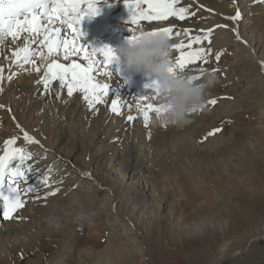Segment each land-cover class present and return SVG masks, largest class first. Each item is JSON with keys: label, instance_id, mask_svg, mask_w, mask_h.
<instances>
[{"label": "bare ground", "instance_id": "bare-ground-1", "mask_svg": "<svg viewBox=\"0 0 264 264\" xmlns=\"http://www.w3.org/2000/svg\"><path fill=\"white\" fill-rule=\"evenodd\" d=\"M63 3L72 16L76 14L71 11L73 7L83 15L88 6V0H63ZM95 4L96 13L82 16L80 24L75 26L83 36H78L67 24L59 21L48 25L47 19H42L41 23L52 29L59 28L57 35L61 41L69 42L70 49L75 42L77 48L80 45H108L115 50L128 41L129 28L150 31L172 26V43L183 41L185 45L190 38L200 36V42H193L192 48L205 49L208 65L217 62V66H222V62L216 59V53L230 52V58L222 66L226 76L221 84L232 87L234 92L219 102L211 118L223 120L232 115L238 124L250 129L264 125L263 121H241L234 116L243 109H264V35L261 33L264 30V0H177L174 7L188 9L185 19L169 17L166 21H140L139 25L129 21L130 13L124 0H95ZM141 6L147 7L146 4ZM237 12L238 19H227L236 16ZM184 29L190 30L187 35L183 33ZM209 29L212 30L210 43L203 38ZM177 31L181 33L178 37L175 36ZM23 35L17 44L10 38L5 44H0V88L3 89L0 91V155L5 149L4 141L16 137L11 147L24 148L32 154L25 161V166L31 165L32 171L27 174V184L22 181L20 188L31 184L38 192L22 195L24 206L11 213L9 218L4 216L3 200H0V264H14L22 256L36 254L33 249L38 252L34 264H157L163 257L153 253L156 249L170 248L181 255L186 254L188 249L183 243L188 238L183 233L191 232L190 226L194 221L197 224L202 222L206 210L217 206L215 196L220 194L217 189L213 195L204 189L200 195L189 196L190 204L198 202L192 209L199 216L195 220L187 218L174 189L176 187L185 194L180 181L186 183L189 179L195 183V179L185 172L180 174L178 169L189 172L190 154L202 155L196 153L200 150L198 140L210 142V137H214L222 146L229 141L235 142V139L224 136L223 132L214 134L219 126L208 118V108L192 113L182 126H156L152 123L155 113L150 112L145 125L136 104H159L157 99H151L153 93H146L149 89L145 85L151 78L143 74L130 76L120 64L118 72L111 78L102 71L92 73L96 82L111 86L109 94L103 98L104 102L94 103L92 107H89L81 90L75 89L70 96L67 83L62 86L59 79H50L46 90L39 81L48 64L56 61L66 66L76 63L87 67L90 60L85 59L83 50L69 51L65 57L61 48L58 54L48 56L44 62L39 55H34V64L21 67L23 61L14 63L16 57L13 52L23 46ZM42 39L43 33L39 37ZM33 48L47 55V49L42 48L38 41ZM188 50L187 47L181 49ZM88 51L90 53L91 49ZM172 52L174 61L179 51L173 49ZM94 59L102 60L103 57L97 54ZM197 68H200V60L186 65L185 74L199 76L197 80H200L202 75ZM143 94L150 99H134L135 95ZM113 99L118 101L119 113L111 110ZM129 115L135 119L129 120ZM25 131L38 143L26 142L23 137ZM236 158L240 161L238 156ZM121 159L127 164L118 171ZM168 160L170 164H166ZM258 165L255 175H245L253 187L264 181V165ZM160 169L176 183L175 187L161 193L155 188V183L161 179L157 176ZM45 173L47 184L42 185L40 179ZM101 176L105 181L99 183ZM6 186L7 180L5 191ZM49 192L54 194L45 195ZM237 194V203L226 199L232 206L223 215L229 218L232 228L239 231L238 239L227 238L217 251L211 252L204 264H219L228 259L235 243L245 240V223L254 219L264 224V195L247 196L240 188ZM36 195L40 198H34ZM124 201L136 202V207L130 205L131 211L119 213ZM211 201L214 204L207 207ZM145 202H150L151 207ZM146 208H150L153 215L146 213ZM100 222L105 224L102 232L95 229ZM62 223L69 234L67 244L53 251L52 257L47 259L44 236H51L50 233ZM12 232L19 235L17 241L23 249L19 252L20 258L19 255L14 257L12 249L7 251L10 254L5 252L6 239ZM37 234L40 235L39 244L31 245L32 237ZM251 236L260 237L256 239L263 241L264 226ZM214 237L204 240L203 245L207 246ZM176 244L177 249L174 248ZM201 247L196 248L195 255L204 256L205 251ZM259 247L262 250L252 257L251 264H264V244ZM235 260L243 261L242 258Z\"/></svg>", "mask_w": 264, "mask_h": 264}, {"label": "snow or ice", "instance_id": "snow-or-ice-1", "mask_svg": "<svg viewBox=\"0 0 264 264\" xmlns=\"http://www.w3.org/2000/svg\"><path fill=\"white\" fill-rule=\"evenodd\" d=\"M176 2L177 0H124V4L130 13L129 21L134 25H139L140 21H166L169 17H177L180 20L185 19V14L188 12V9L174 7ZM143 4H146L147 7H142L141 5ZM96 10L95 0H88V6L83 15L73 7L71 11L76 13L75 16L71 15L67 6L63 3V0H0V44H5L9 41V38L12 43H16L20 40L22 34H24L23 46L18 47L13 52V55L16 57L14 63L23 61V64L20 65L21 67H23L24 64H34L35 61L32 59L34 55H39L41 61L44 62L48 59V56L58 54L61 48H63L65 57H67L69 51H85V59L90 60L87 67H82L80 64L76 63L71 66H66L53 61L47 65L39 83H43L47 90L50 79H59L62 86L67 83V91L70 96L75 89H79L85 94L84 99L88 101L89 107H92L94 103H103L104 96H107L111 89V86L107 83L100 84L96 82L92 73L94 71H102L105 76L109 78L113 77L115 72H118L119 62L115 50L108 45L99 47L80 45L79 48H77L75 42H73L70 49L69 42L67 40L61 41L57 35L60 29H52L48 25L59 21L60 24H67L74 32L78 33V36H83L81 30L75 26L80 24L82 16L94 15ZM238 17L239 12H237L236 16L227 17V19L236 20ZM42 19H47L48 25L42 24ZM189 31V29H184L183 33L187 35ZM211 31L212 30L209 29L203 37L208 40L209 43L211 42ZM129 32L130 36L128 37V41L137 38L141 34L151 35L156 33L166 34L170 41L173 39L172 26L154 28L150 31L142 28H129ZM42 33L43 39L39 40ZM180 35L181 33L179 31L175 33L177 37ZM200 40L201 37L196 36L190 38L187 45H185L183 41L171 44V49L179 51V55L176 56L173 61L171 59L173 52L171 51L170 71L185 73L186 65L194 63L197 60H203L205 63L207 62L204 48H192L193 42L199 43ZM37 41L42 48L47 49V55L43 52L35 51L33 45L36 44ZM184 47H187L189 50L181 51ZM89 48L91 49L90 53L88 51ZM210 51L211 49H208V52ZM97 54L102 56L103 59H94V56ZM220 55V52L216 53L217 60L220 59ZM114 66H117L115 70ZM36 71L39 72V68H37ZM204 71L205 69L203 68L199 69L201 75ZM216 71H218V69H212L213 73ZM189 76L194 80L199 79V76ZM11 78L10 76L9 79ZM124 82H127L126 78ZM145 87L149 89L146 93H153L151 99H157L158 91L155 88V82L150 81ZM2 90L3 89L0 88V91ZM134 99L140 101L149 100L150 98L143 94L135 95ZM206 103L215 104L216 100L213 98ZM0 107H2V105H0ZM136 108L142 115L145 125H147L150 119V112L156 114L162 111L159 104H153L151 102L146 105L137 103ZM111 110L116 113L120 111L116 99H113L111 102ZM128 119L134 120L135 117L129 115ZM23 137L28 143H38V141H35L26 131L23 133ZM15 139L16 137H12L4 141L5 149L3 155H0V200H3V214L5 218H9L11 213L24 206V200L21 199L22 195L38 192V189L31 184L26 188H20V183L22 181L27 184V174L32 171L31 165L25 166V161L30 159L32 154L27 152L24 148L11 147ZM13 162H15V164H13ZM49 170H51V166H49ZM6 180L7 186L5 191ZM40 183L42 185L47 184V173L40 179ZM51 194L54 193H45V195ZM34 198L39 199L40 197L36 195Z\"/></svg>", "mask_w": 264, "mask_h": 264}, {"label": "rangeland", "instance_id": "rangeland-1", "mask_svg": "<svg viewBox=\"0 0 264 264\" xmlns=\"http://www.w3.org/2000/svg\"><path fill=\"white\" fill-rule=\"evenodd\" d=\"M261 33L264 35V30H262ZM20 40H18L16 44ZM229 58L230 52H223L221 53L220 59L218 61L222 62V66H225V63ZM222 66H217V62L208 65V60L206 63L203 60H200V68L205 69L203 74H206V71H208L207 73H213L212 69H218V71L213 73L216 77V83L207 90L205 103L203 107L199 108V110H204L206 108L210 109V112L207 113L210 115V117H208L209 119H212L211 117H213L214 108L217 107L219 102L226 99L228 95H231L234 92L232 87H229L226 84H221L225 81L226 76V71H223ZM200 68L197 69L199 70ZM203 74L200 79H202ZM243 86L244 81L241 83L240 87L242 88ZM209 98H214L216 103H206L207 101L211 100ZM234 116L241 121L244 120L260 123L261 121L264 122V109H243L240 112H236ZM212 120L218 123L219 126L218 129L214 131V134L223 132L224 136H227L228 138H230V136L233 137L235 142L229 141L225 143V145L220 146L214 137H210L212 138L210 142L198 140L197 143L199 144L198 147H200V150L196 153L202 155L196 156L194 154H190V161L187 165L190 169L189 172L186 170L182 172L181 169H178L181 172L180 174H184L185 172L191 175L195 179V183H192L189 179L186 180V183L180 181L186 190L185 194L183 192L180 193L175 187L176 183L174 179L170 178L166 172L163 174V171L160 169L157 176L159 175L161 179L155 183V188L159 193H161L163 190L174 186V194L179 197V203L182 206L187 218L189 219L195 220L199 215L195 213V210L192 209L193 206L197 205L198 202L192 205L189 203L188 197L200 195L204 189L207 191V193H211L212 195L214 192H216L214 189L218 190L220 195L215 196V204L219 207L212 206L209 208V210H206L207 214L203 216L202 222L197 224L194 221V223L190 226V228H192L191 232L183 233V235L188 238V241L183 243L189 250H187L186 254L184 253L181 255L180 252L174 249L171 250L170 248L154 250V254H158L159 256L163 257L162 262L157 264H204L209 258L211 252L217 251L224 241L227 240V238L238 239L237 236L239 231L233 229L229 218H225V215H223L225 210L232 206V203H227L226 199L231 200L233 203H237V199L239 198V194H237L238 188L242 189V193L247 196H252L253 194H260L261 196L264 195V181L261 182V184L257 187H253L248 184V180L246 179L247 177L245 176L247 174L255 175V167L259 166L258 164L260 163L264 165V125L260 126V128L254 127L253 129H250V127L238 124L235 119H233L232 115L227 116L223 120ZM159 149L164 150L163 148ZM82 154L83 152L80 153V156ZM236 156L240 158V161H238ZM243 159H245V161H243ZM183 162H185V159ZM170 163V160L166 162V164ZM126 164L127 161L121 159L120 164L117 165V170L119 171L123 169ZM229 171L231 173H229ZM243 171L245 174H242ZM98 180L99 183L105 181L102 176ZM226 182H229L230 185H225ZM145 204L151 207L150 202H145ZM213 204L214 203L211 201V203H207V207ZM130 205L136 207V202L124 201L120 205L119 213H128L131 211L132 207ZM141 206L142 204H139V207ZM146 213L153 215V212H150V208H146ZM91 222L92 220L89 221L88 224H91ZM255 224H257V227H253ZM263 226V222L260 223L259 221H254V219L248 223H245L243 227V229H246L247 232V235L244 238L245 240L235 243L236 246L234 247V250H232L231 256L219 264H244L246 262L251 264L252 257L257 253V251L262 250L259 246L262 247L264 244V240L262 241L256 239L260 237L251 236V233L257 234L258 231L263 228ZM104 228L105 224L100 222L95 229L102 232ZM67 233L68 230H66L65 224L62 223L57 227L56 230H53L50 233L51 236H44V243L46 245V250L44 251L46 252L47 259L52 257L53 251H56L67 244V239L69 237V234ZM10 235L11 236L6 239L5 252H7L9 249H12L14 257L16 258L19 255L18 258H20L21 255L19 252H22L23 249L19 247L17 241L19 235L13 232L10 233ZM210 236L215 237L209 241L207 246H204L205 244L203 245L202 242L209 239ZM39 238L40 235L38 234L32 237L30 244L38 245ZM174 246L173 247L177 249V244ZM197 247H201L202 249L204 248V256L194 254ZM33 250H35L36 254L32 253L22 256L21 259L17 260L14 264H34L33 260H35L38 256V252L36 249ZM190 251L193 255L190 253ZM238 258H242L243 261L235 260Z\"/></svg>", "mask_w": 264, "mask_h": 264}, {"label": "clouds", "instance_id": "clouds-1", "mask_svg": "<svg viewBox=\"0 0 264 264\" xmlns=\"http://www.w3.org/2000/svg\"><path fill=\"white\" fill-rule=\"evenodd\" d=\"M171 44L164 33L141 34L115 49L120 66L130 76L143 74L155 82L162 108L152 120L156 126L186 124L204 105L207 90L216 83L213 73L194 80L188 74L170 71Z\"/></svg>", "mask_w": 264, "mask_h": 264}]
</instances>
